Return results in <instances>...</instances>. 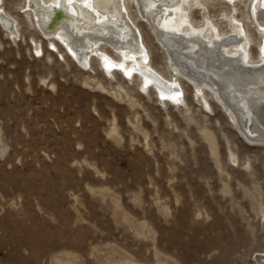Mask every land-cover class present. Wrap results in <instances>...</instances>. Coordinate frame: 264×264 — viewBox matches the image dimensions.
Returning <instances> with one entry per match:
<instances>
[{
  "label": "rangeland",
  "instance_id": "1",
  "mask_svg": "<svg viewBox=\"0 0 264 264\" xmlns=\"http://www.w3.org/2000/svg\"><path fill=\"white\" fill-rule=\"evenodd\" d=\"M211 1L195 21L243 24L250 0ZM1 13L17 35L0 23V264L264 263V146L183 80L168 102L93 56L83 69L34 28L25 0H0ZM139 30L149 65L171 78Z\"/></svg>",
  "mask_w": 264,
  "mask_h": 264
},
{
  "label": "bare ground",
  "instance_id": "2",
  "mask_svg": "<svg viewBox=\"0 0 264 264\" xmlns=\"http://www.w3.org/2000/svg\"><path fill=\"white\" fill-rule=\"evenodd\" d=\"M210 1L25 0L34 28L45 40L61 44L83 69L93 56L103 73L121 72L127 79L136 73L141 88L151 86L158 99L168 102L182 98L183 80L194 91H204L205 99L213 98L250 146H264V0H250L243 24L232 18L223 30L211 24V17L206 24L193 19L194 6L209 11ZM0 23L8 35H17L11 18L1 13ZM141 23L164 50L171 78L149 65ZM252 25L253 40L247 34ZM249 44L258 49L256 60Z\"/></svg>",
  "mask_w": 264,
  "mask_h": 264
},
{
  "label": "water",
  "instance_id": "3",
  "mask_svg": "<svg viewBox=\"0 0 264 264\" xmlns=\"http://www.w3.org/2000/svg\"><path fill=\"white\" fill-rule=\"evenodd\" d=\"M132 75H136V73L135 74H132ZM142 88L143 89H148V88H151V86H147V87L142 86Z\"/></svg>",
  "mask_w": 264,
  "mask_h": 264
}]
</instances>
